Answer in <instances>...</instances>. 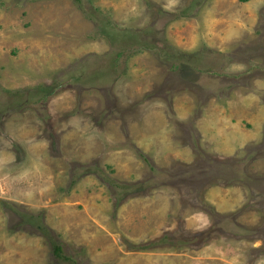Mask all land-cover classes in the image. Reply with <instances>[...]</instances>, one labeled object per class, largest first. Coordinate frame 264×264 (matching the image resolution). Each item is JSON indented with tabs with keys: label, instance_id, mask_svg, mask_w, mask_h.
<instances>
[{
	"label": "rangeland",
	"instance_id": "obj_1",
	"mask_svg": "<svg viewBox=\"0 0 264 264\" xmlns=\"http://www.w3.org/2000/svg\"><path fill=\"white\" fill-rule=\"evenodd\" d=\"M0 264H264V0H0Z\"/></svg>",
	"mask_w": 264,
	"mask_h": 264
},
{
	"label": "trees",
	"instance_id": "obj_2",
	"mask_svg": "<svg viewBox=\"0 0 264 264\" xmlns=\"http://www.w3.org/2000/svg\"><path fill=\"white\" fill-rule=\"evenodd\" d=\"M243 1H245V0H243ZM127 32V31H126ZM108 33H110V30L108 31ZM138 37V39H139V41H138V45L140 46V47H142V48H149V49H151L152 48V45L151 44H148V42H145V41H147V40H141V38L139 37V36H137ZM174 59H178V58H174ZM179 60V59H178ZM84 62L86 61V60H83ZM80 63V62H79ZM80 64H82V63H80ZM165 238H170L171 240H176L175 238H173V237H168V236H166ZM185 241V240H184ZM147 245L148 244H144V245H142V247L140 246V248H143V249H145L146 247H147ZM56 247H55V250H54V253L56 254V255H58V256H61V251H62V247L60 246V245H55ZM143 246H145V247H143ZM65 258H68L67 256L65 257Z\"/></svg>",
	"mask_w": 264,
	"mask_h": 264
}]
</instances>
